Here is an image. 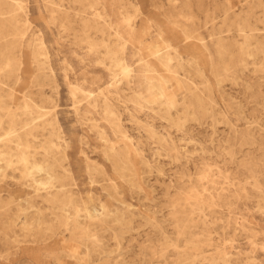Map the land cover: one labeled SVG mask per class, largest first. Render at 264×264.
Segmentation results:
<instances>
[{
	"label": "rangeland",
	"instance_id": "obj_1",
	"mask_svg": "<svg viewBox=\"0 0 264 264\" xmlns=\"http://www.w3.org/2000/svg\"><path fill=\"white\" fill-rule=\"evenodd\" d=\"M80 1L22 0L29 42L14 59L24 80L2 75L0 51L16 123L39 126L30 138L38 159L55 106L60 135L48 157L62 165L49 183L35 172L44 184L33 186L16 158L0 160V264H264V0ZM106 19L128 37L121 58L134 80L108 53ZM27 92L41 109L24 111ZM61 186L72 204L44 200Z\"/></svg>",
	"mask_w": 264,
	"mask_h": 264
},
{
	"label": "bare ground",
	"instance_id": "obj_2",
	"mask_svg": "<svg viewBox=\"0 0 264 264\" xmlns=\"http://www.w3.org/2000/svg\"><path fill=\"white\" fill-rule=\"evenodd\" d=\"M76 1L82 2L80 0H76ZM83 3H84V1H83ZM109 5H111V4H109ZM82 6L84 7V5H82ZM24 9H25V7L22 5V0H0V40L4 39V38L5 39L10 38L9 40H6L5 43L0 46V47H2V48H0L1 58L4 61L2 63V67H3L2 75H4V77L6 79H10L11 77H13L16 82H18L20 80H24V78L22 76V75H24V72L23 71L19 72V70H20L19 63L16 62L14 59V52H15L16 48L20 47L24 42L25 43L29 42L26 39V34H27V30H28L27 29V22L30 24V21L28 20L29 18L25 14ZM108 14L113 15L110 6H109ZM108 14H107V16H109ZM181 16L182 15H180L179 17H181ZM72 18L69 17V14L67 12H64L61 15V20L62 21L65 20V22H67V23L75 21ZM78 21L80 22V30L82 31L83 34L87 35V33L91 27L90 19L88 17H85V18H80ZM106 23H107V26L114 31L113 35L115 36V38L112 40L111 46H108V48H109L108 53L112 56V60H113L114 64H117V65L120 64L122 72L133 73L132 78L134 80L135 74H136V69H134V68L132 70L129 69L127 64H125V62H124V58H121V54L124 53L125 43L128 42V37H126L124 39L123 36H121L120 31L116 27L113 26L114 24H113L112 20L106 19ZM131 30H132V28L130 26V30H128L129 31L128 33H130ZM242 32H244V31H242ZM218 38H220V37H218ZM245 38H247V37H245ZM198 40H199V38H198ZM200 41H202V40L200 39ZM218 41L221 44L220 39H218ZM202 45H204V44H202ZM202 48H203V46H202ZM156 49L157 48H155V50ZM205 51H207V50H205ZM220 52H221V50H220ZM39 54H40L39 50H37V51L33 50L31 53V58L35 59V57H37ZM151 55L154 57L155 60H158L163 66H167V61H169V59H168V56L166 53L160 52L158 50V51H155L154 53H151ZM218 58L221 59V57H218ZM139 61L141 63L139 68H142V70L145 74L148 73L149 64L147 63V61H145L144 59H140ZM145 74H143L141 78H142L143 83L146 85V87L148 89H153V90L159 92L160 95H162L160 83L156 80V78L147 77ZM42 75H43V73H42ZM25 89L26 88L23 87V90H25ZM78 89L80 91L86 92L90 97L93 95V91H88L85 89V87H78ZM97 89H98V92L102 93L103 88L97 87ZM6 90H7V92L4 91L3 84H2V82H0V111H5L8 119H9L8 132L6 133V139L0 140V160L8 159L7 164H10L11 163V157L16 158L19 162L22 163L23 168L25 169V171L22 174H24V176H30L31 177V181H32L33 186H39V185L44 184V182H42L39 179H36L33 176L35 172H43L47 177L48 183L53 181V180L58 179L59 175H58V177H56L54 175V171H55L54 169L55 168H62V165L57 164V161L53 160V158L48 157V152H49L48 150H50L51 148H53L55 146L52 143V140H51L52 137L60 135L59 128H58V119L56 117V113L54 112L55 106L52 107L53 116H52L50 123L48 124L51 128V131L47 134V138L45 140V145L43 146V150H44L45 154L43 155V157L38 159L36 157V151H34V146L32 145L30 138H35L34 134H33V129L36 130V128H38L39 126H34V124L32 123L33 119H31L28 123L29 129L21 131V128H23V126L18 125L16 123V120H17L16 115L14 114V111L10 110V106L13 105L15 102H17L19 100V98H18V96L15 95V91L13 89L9 90V88H8ZM190 94H192V93H190ZM193 95H195V94L193 93ZM134 98L137 101H139L141 103V105H143V106H148L150 104V101L144 100L142 98V95H140V93H138V92H135ZM25 99L29 100V102H27ZM30 100H31V98H30L28 92L26 94L25 93L22 94V101L24 103V106L22 108L24 109V111H32L33 109H34L33 111H35V110L41 109L35 103L33 104L32 100L31 101ZM107 102H108V100L106 98H104L103 99V106L105 109H108ZM40 112H43V111H40ZM2 118L3 117L0 115V126L2 124ZM38 119H40V118H38ZM117 122H118V120H117ZM116 127L118 129H120V126L118 123H116ZM102 138L105 142H107V139L105 137H102ZM66 148H67V146H66ZM62 157H63V159H66L68 161V167L70 170L67 169V172H68V175L71 176L72 175L71 167H73V169H75L77 166L69 161L68 154L66 151H65L64 155L62 154ZM111 159L115 160L113 157H111ZM127 168H129V167H127ZM62 188H63L62 186L58 187L56 192L53 195L49 194V197L47 196L44 200L49 201V202H53L54 200H59L60 198H62L66 202H68L69 204H72V202H73L72 193L70 191L63 192L64 189H62ZM197 205H198V203H197ZM187 208H189V207H187ZM87 217L89 219H93V218L97 217V214L96 213L94 215L89 214V215H87ZM74 223L76 226L77 223L75 222V220H74ZM42 226H44V225H42ZM49 226H51V225H49ZM37 230H40V229H37ZM182 231H180V232H182ZM196 249H197V247H196ZM180 259H182V258H180ZM185 259H187V258H185ZM185 261H187V260H185ZM185 261H184V264H185Z\"/></svg>",
	"mask_w": 264,
	"mask_h": 264
}]
</instances>
